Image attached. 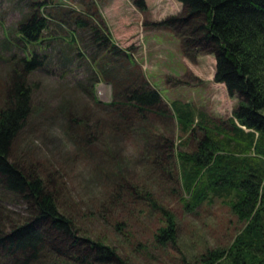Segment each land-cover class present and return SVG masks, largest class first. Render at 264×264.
I'll return each mask as SVG.
<instances>
[{
  "label": "rangeland",
  "instance_id": "obj_1",
  "mask_svg": "<svg viewBox=\"0 0 264 264\" xmlns=\"http://www.w3.org/2000/svg\"><path fill=\"white\" fill-rule=\"evenodd\" d=\"M30 1L0 0V103L11 62L28 48L19 39L16 25L30 9ZM141 2L42 0L38 7L49 27L43 30L42 47L35 46L43 53L42 63L25 73L32 107L11 141L10 155L27 170L43 171L60 207L72 217L74 232L82 241L78 249L85 250L82 238L86 236L115 248L113 260L89 256L80 264H199V254L206 247L227 246L244 222L217 195L191 210L177 200V173L171 168L177 161L175 149L190 147L197 133L188 138L191 130L179 129L170 100H187L195 110L227 125L236 95L213 79V52L184 49L176 29L156 23L180 12L179 0ZM75 18L104 27L107 42L117 49L105 48ZM113 61L124 72L135 68L136 81L145 79L155 86L169 115L138 112L125 101L113 103V110L110 103L95 102L120 96L113 79L121 74L103 72L104 67L116 66ZM168 140L171 158L165 153ZM152 151H157L153 163L160 168L150 163L147 153ZM124 185L139 196L146 192L142 194L146 202L138 195L132 201L128 195L112 198L113 192H126ZM182 192L186 194L183 188ZM149 199L174 212L173 240L156 239L154 232L163 215ZM24 206L23 199L0 184L1 225L19 220L26 213ZM0 258V264H54L39 253L22 262L18 251L10 254L1 247Z\"/></svg>",
  "mask_w": 264,
  "mask_h": 264
},
{
  "label": "trees",
  "instance_id": "obj_2",
  "mask_svg": "<svg viewBox=\"0 0 264 264\" xmlns=\"http://www.w3.org/2000/svg\"><path fill=\"white\" fill-rule=\"evenodd\" d=\"M179 1L180 12L164 16L156 23L176 29L184 49L213 52L212 77L222 81L227 92L236 95V100L227 125L205 115L201 109L195 110L187 100H170L171 114L179 129L184 133L190 129L188 138L194 131L197 133L190 147L175 149L176 163L171 159V168L177 173V200L185 210H191L202 200L217 195L244 221L227 246L206 247L199 254V264H264V0ZM30 3V9L16 25L19 39L28 48L11 62L0 103V184L24 200L26 213L8 227L1 225L0 220V247L10 254L18 251L22 262L37 257L38 253L54 264H80L87 262L89 256L100 261L113 260L115 248L103 239L83 237L85 250L78 249L81 239L74 232L72 217L60 207L55 190L41 174L43 171L27 170L10 155L11 141L32 107L31 85L25 73L42 63L43 53L36 47L41 46L43 30L49 27L47 16L38 9L42 0ZM75 21L87 26L105 48L117 49L113 42H107L104 27L82 18ZM113 64L114 68L104 67L103 72L121 74L113 79L114 90L117 88L120 96L95 102L110 103L113 110V103L125 101L138 112L169 115L166 107L160 105L161 95L155 86L148 85L145 79L136 81L135 68L124 72L118 63ZM168 142L165 153L171 158ZM250 149L253 153H249ZM150 153L147 156L151 165L160 168L162 165L153 163L157 151ZM124 186L126 192H113L112 198L126 199L128 195L132 201L139 196ZM109 187L106 188L110 190ZM142 194H148L143 191L139 196L145 201ZM148 202L163 215L154 232L156 239L173 240L174 212L153 199ZM45 248L51 254L45 253ZM72 248L76 249L69 251Z\"/></svg>",
  "mask_w": 264,
  "mask_h": 264
}]
</instances>
